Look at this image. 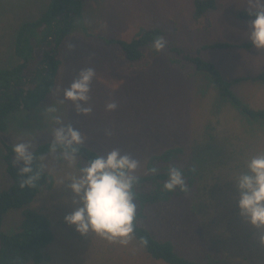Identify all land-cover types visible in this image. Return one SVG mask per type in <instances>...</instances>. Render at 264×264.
Listing matches in <instances>:
<instances>
[{"label":"rangeland","instance_id":"374dc122","mask_svg":"<svg viewBox=\"0 0 264 264\" xmlns=\"http://www.w3.org/2000/svg\"><path fill=\"white\" fill-rule=\"evenodd\" d=\"M82 1L83 15L60 47L53 91L37 108L12 112L3 140L12 146L30 142L32 150L51 140L60 123L71 124L85 135L83 143L99 154L117 148L138 160L135 175L145 172L150 155L179 146L184 157L198 165V182L188 196L151 207L143 224L158 238L170 239L181 254L204 264H264V246L238 215L231 182L247 159L264 152V123L247 120L221 100L203 75L187 76L191 64L172 62L167 48L148 55L145 66L129 64L117 46L90 39L83 31L130 39L140 28L159 26L168 42L185 51L198 50L225 78L254 75L264 67V50L201 48L215 41H248L250 19H237L226 9H248L250 0H216L221 9L198 18L193 15L194 0ZM46 4L47 0H0L1 66L16 63L12 47L17 27L38 16ZM88 67L95 71L88 100L92 111L80 114L62 90ZM233 89L250 106L264 108V84L246 81ZM111 101L117 107L106 111ZM48 106L55 111L47 112ZM34 162L53 178L52 187L29 204L47 215L54 232L42 264H152L133 236L120 245L93 233L80 235L63 222L72 210L66 181L78 174L79 165L86 163L83 159L69 164L47 154ZM5 167L0 152V189L10 183ZM19 218L20 210H9L3 229L14 231Z\"/></svg>","mask_w":264,"mask_h":264},{"label":"trees","instance_id":"16d2710c","mask_svg":"<svg viewBox=\"0 0 264 264\" xmlns=\"http://www.w3.org/2000/svg\"><path fill=\"white\" fill-rule=\"evenodd\" d=\"M221 9L216 0H194L193 15L198 18L210 10ZM82 0H47L43 11L33 19L22 22L16 30L13 42V55L17 59L11 66L0 65V152L6 163L5 171L10 183L0 189V264H42L44 250L53 241L54 232L49 218L43 212L29 207L43 189L53 185V178L39 164L34 162V171L41 169V175L34 187H20L18 167L12 160V145L5 142L2 134L7 129V118L15 111L33 110L53 91L61 61L58 57L61 44L74 30L76 20L83 15ZM237 19H251L246 9H226ZM90 38L105 45L117 46L121 55L130 63L145 66L148 55L159 52L151 48L157 36L166 41L164 48L172 53V62L182 61L191 64L193 70L185 73L203 75L216 90L218 97L232 104L239 113L252 122L264 123V108H254L244 102L233 87L242 82L251 81L264 84V67L254 75H238L227 79L210 60L199 51L189 52L181 49L165 38V31L159 26L140 28L130 39L105 37L83 30ZM238 47L249 50L253 46L249 41H215L201 48ZM50 141V140H49ZM38 144L32 149L35 159L49 154L48 142ZM96 150L86 144L80 146L78 157L87 162ZM176 166L182 169L187 191L167 192L163 183L167 179L168 168ZM156 168L155 173L148 171ZM136 186L137 215L134 221L133 238L145 252L152 264H204L202 261L181 254L170 239L158 238L143 221L148 211L158 204H165L177 197L191 194L195 188L200 171L198 165L184 157L179 146L166 148L150 155L146 161L145 172L139 175ZM20 210V218L15 230L8 233L3 229L5 215L9 210Z\"/></svg>","mask_w":264,"mask_h":264},{"label":"clouds","instance_id":"9594fccd","mask_svg":"<svg viewBox=\"0 0 264 264\" xmlns=\"http://www.w3.org/2000/svg\"><path fill=\"white\" fill-rule=\"evenodd\" d=\"M246 13L251 18L246 29L247 39L255 49L264 50V0H250ZM165 45L164 38L157 36L151 48L159 52ZM94 76L93 68L81 69L62 90L63 98L71 101L80 114L92 111L88 100ZM116 107V102L111 101L106 103L105 110L113 111ZM46 111L51 113L55 109L48 106ZM85 139V135L71 124L60 123L51 132L48 152L53 159H63L74 164ZM12 153L14 163L22 165L18 169L20 187H34L42 170L36 168L34 171L35 156L31 143H15ZM138 165V160L117 148L102 155L95 154L86 163L79 165L78 174L66 181L72 210L63 216V222L80 235L93 233L110 243L126 245L135 230L136 186L139 182L135 172ZM148 171L155 173L157 169L153 167ZM231 182L237 192L238 215L250 228L255 229V238L264 246V152H258L247 159L243 170ZM163 189L167 192L187 191L182 169L176 166L168 168Z\"/></svg>","mask_w":264,"mask_h":264}]
</instances>
